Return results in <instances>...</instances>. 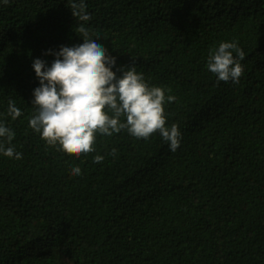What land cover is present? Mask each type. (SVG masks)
Wrapping results in <instances>:
<instances>
[{
  "label": "trees",
  "instance_id": "1",
  "mask_svg": "<svg viewBox=\"0 0 264 264\" xmlns=\"http://www.w3.org/2000/svg\"><path fill=\"white\" fill-rule=\"evenodd\" d=\"M84 2L116 67L175 96L180 146L126 131L79 159L47 145L29 127L32 64L83 43L80 22L68 0H0V123L21 154L0 153V264H264V0ZM221 42L245 53L239 82L207 70Z\"/></svg>",
  "mask_w": 264,
  "mask_h": 264
},
{
  "label": "clouds",
  "instance_id": "2",
  "mask_svg": "<svg viewBox=\"0 0 264 264\" xmlns=\"http://www.w3.org/2000/svg\"><path fill=\"white\" fill-rule=\"evenodd\" d=\"M9 0H4L7 4ZM69 10L80 23L76 33L83 43L61 46L50 67L35 59L32 67L40 86L33 92L32 115L29 127L40 135L47 145L79 159L95 151L97 136L111 137L126 131L136 139L147 140L159 133L175 152L181 142L178 125L167 126L164 105L174 102L175 96L166 97L161 87L150 86L134 66L116 67V57L93 39L85 26L91 17L84 0H68ZM236 53V56L233 55ZM245 53L235 42H221L210 50L207 70L218 81L239 82L243 68L240 63ZM116 68V71L113 69ZM119 73V75H118ZM7 115L16 120L22 115L15 102H8ZM15 132L0 123V153L8 158L21 159L12 144ZM116 150L112 149L111 155ZM104 157L96 155L94 163ZM78 176L81 169H71Z\"/></svg>",
  "mask_w": 264,
  "mask_h": 264
},
{
  "label": "bare ground",
  "instance_id": "3",
  "mask_svg": "<svg viewBox=\"0 0 264 264\" xmlns=\"http://www.w3.org/2000/svg\"><path fill=\"white\" fill-rule=\"evenodd\" d=\"M4 37V36H3Z\"/></svg>",
  "mask_w": 264,
  "mask_h": 264
}]
</instances>
